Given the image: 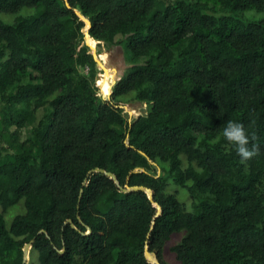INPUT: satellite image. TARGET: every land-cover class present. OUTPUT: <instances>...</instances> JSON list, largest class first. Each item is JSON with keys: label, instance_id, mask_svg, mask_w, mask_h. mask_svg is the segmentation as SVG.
I'll return each instance as SVG.
<instances>
[{"label": "trees", "instance_id": "1", "mask_svg": "<svg viewBox=\"0 0 264 264\" xmlns=\"http://www.w3.org/2000/svg\"><path fill=\"white\" fill-rule=\"evenodd\" d=\"M86 31L129 49L108 97ZM21 202L0 264H264V0H0V205Z\"/></svg>", "mask_w": 264, "mask_h": 264}, {"label": "rangeland", "instance_id": "2", "mask_svg": "<svg viewBox=\"0 0 264 264\" xmlns=\"http://www.w3.org/2000/svg\"><path fill=\"white\" fill-rule=\"evenodd\" d=\"M33 9H26V11H32ZM10 18L12 19V16H10ZM87 38V37H86ZM118 39H122V35L119 34L117 36ZM90 42L94 45L97 46L98 51H97V55L98 57L105 63L106 67L108 68L107 71H105V69H98L99 73L97 74L96 77V84L99 86V90L100 92L103 94L104 97H108L112 91H113V86L114 83L117 82V80L128 71L131 63L129 62V49L126 46V44H123L124 49H122L120 44H115L113 47V49L110 50V47H107L106 44L101 43V45H98L99 42L90 38ZM114 67L116 69L115 72H113V68ZM99 68V67H98ZM126 70V71H125ZM83 71L88 73L89 72V66H86L83 68ZM104 80H108V81H104ZM122 106L124 109V112L126 113V115H128L129 119H132L136 116H138L141 113V107L142 106H148L147 102L139 103L136 99H134L133 94H129L127 96H125L122 99ZM43 114V110H40L38 112V118H40ZM29 128H26L24 130V135L27 136L29 133ZM162 166H167L166 164H161ZM168 189L170 191H175L177 190L178 192V196L182 199L185 200L187 199V192L186 189L182 186L176 185L172 179L170 178L168 180ZM24 206H23V202L19 203L18 205H14L12 207H10L8 210L4 211L2 206L0 205V213H4L8 219V222H11V219L14 217V215H16L17 213L23 211ZM185 230H183L181 233H176L173 238L172 241H174V243L178 242L181 238L179 237L180 234H184ZM182 237V236H181ZM170 243V242H169ZM34 255L35 257L31 256V249L30 247H28L27 250V263L28 264H38V251H34ZM165 257L166 259H168L171 263L173 264H182L181 261H179L176 258V255L174 252H172L169 249V246H167L165 248ZM37 259V261H36Z\"/></svg>", "mask_w": 264, "mask_h": 264}, {"label": "clouds", "instance_id": "3", "mask_svg": "<svg viewBox=\"0 0 264 264\" xmlns=\"http://www.w3.org/2000/svg\"><path fill=\"white\" fill-rule=\"evenodd\" d=\"M223 136L234 147L241 163L255 156L259 150L255 143H250L254 134H250L240 121L229 120L223 128Z\"/></svg>", "mask_w": 264, "mask_h": 264}, {"label": "water", "instance_id": "4", "mask_svg": "<svg viewBox=\"0 0 264 264\" xmlns=\"http://www.w3.org/2000/svg\"><path fill=\"white\" fill-rule=\"evenodd\" d=\"M86 41H87V43L92 47V51H93V54H94V57H95V59H96V62H97V65H98V69L100 70V69H105V71H107L108 70V68L106 67V65H105V63L98 57V55H97V51H98V48H97V46L96 45H94V44H92L91 42H90V34H89V32L88 31H86ZM109 71V70H108ZM147 113V107L146 106H142L141 107V114H143V115H145ZM107 174L108 175H110V176H112L115 180H116V182L119 184V181L117 180V177H116V175L114 174V173H112V172H107ZM123 188V190H128V189H131V188H135V189H137V188H139V186L138 185H136V186H130L129 184H127L126 185V187H122ZM148 190V192H149V194H150V197H151V199L153 198V192H152V190L150 189V188H148L147 189ZM161 210V206L158 204V214L161 212L160 211ZM28 247H29V244H27L26 246H25V257H24V262H26V259H27V250H28ZM147 254L150 256V257H153L156 261H157V264H161L160 262H159V260L147 249Z\"/></svg>", "mask_w": 264, "mask_h": 264}, {"label": "crops", "instance_id": "5", "mask_svg": "<svg viewBox=\"0 0 264 264\" xmlns=\"http://www.w3.org/2000/svg\"><path fill=\"white\" fill-rule=\"evenodd\" d=\"M114 47H110V50L111 49H113ZM113 68V72H115L116 71V69L114 68V67H112Z\"/></svg>", "mask_w": 264, "mask_h": 264}, {"label": "bare ground", "instance_id": "6", "mask_svg": "<svg viewBox=\"0 0 264 264\" xmlns=\"http://www.w3.org/2000/svg\"><path fill=\"white\" fill-rule=\"evenodd\" d=\"M105 82L108 81V80H104Z\"/></svg>", "mask_w": 264, "mask_h": 264}]
</instances>
